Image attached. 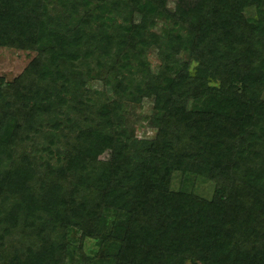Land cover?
Listing matches in <instances>:
<instances>
[{"label":"trees","instance_id":"1","mask_svg":"<svg viewBox=\"0 0 264 264\" xmlns=\"http://www.w3.org/2000/svg\"><path fill=\"white\" fill-rule=\"evenodd\" d=\"M167 2L0 0V264H264V0Z\"/></svg>","mask_w":264,"mask_h":264},{"label":"rangeland","instance_id":"2","mask_svg":"<svg viewBox=\"0 0 264 264\" xmlns=\"http://www.w3.org/2000/svg\"><path fill=\"white\" fill-rule=\"evenodd\" d=\"M175 0H168L167 6L170 9L174 8ZM36 55L35 51L32 50H22L10 47H1L0 46V77L5 80H12L19 74L23 72L25 67L31 61V59ZM148 59L153 67H157L159 62L156 58L154 51L148 53ZM153 99L144 98L141 104V108H136L135 116L133 115L130 119L135 128V133L138 137H153L154 130L148 126L147 115L150 114L152 110ZM137 118V119H136ZM102 159H107L108 154L101 155ZM173 184L178 185L177 176L173 179ZM209 183H200L196 190L199 193L209 194L212 189ZM86 250H89L92 247L91 241H86Z\"/></svg>","mask_w":264,"mask_h":264}]
</instances>
